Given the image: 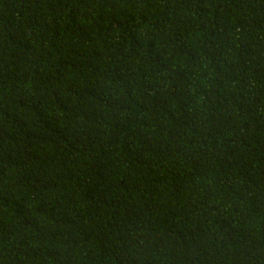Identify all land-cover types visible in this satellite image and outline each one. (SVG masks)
I'll use <instances>...</instances> for the list:
<instances>
[{
	"label": "trees",
	"instance_id": "16d2710c",
	"mask_svg": "<svg viewBox=\"0 0 264 264\" xmlns=\"http://www.w3.org/2000/svg\"><path fill=\"white\" fill-rule=\"evenodd\" d=\"M0 264H264V0H0Z\"/></svg>",
	"mask_w": 264,
	"mask_h": 264
}]
</instances>
